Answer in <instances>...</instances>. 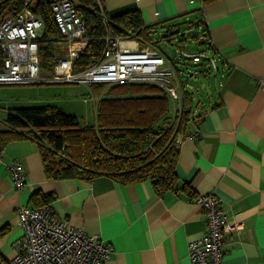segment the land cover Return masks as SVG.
Instances as JSON below:
<instances>
[{"label": "crops", "instance_id": "1", "mask_svg": "<svg viewBox=\"0 0 264 264\" xmlns=\"http://www.w3.org/2000/svg\"><path fill=\"white\" fill-rule=\"evenodd\" d=\"M101 2L110 13L139 10L154 32L195 19L202 42L219 61L214 58L218 73L211 92L193 105L194 120L177 138L180 191L158 194L149 180L122 184L108 175L50 178L35 140H11L0 161V264L16 255L23 235L18 209L35 207L36 192L53 195L49 205L56 216L112 245L107 264H191L189 241L207 229L204 209L192 195L213 193L229 220L244 222L241 231L227 235L224 264H264V0ZM16 160L27 176L21 190L8 171ZM183 184L191 190L182 191Z\"/></svg>", "mask_w": 264, "mask_h": 264}, {"label": "trees", "instance_id": "2", "mask_svg": "<svg viewBox=\"0 0 264 264\" xmlns=\"http://www.w3.org/2000/svg\"><path fill=\"white\" fill-rule=\"evenodd\" d=\"M55 0H0V22L25 7L45 24L40 39L42 64L51 68L62 35L56 26ZM91 39L77 61V69L97 61L111 36L150 38L153 26H146L139 10L110 13L98 0H74ZM203 3L211 0H202ZM169 40V39H168ZM205 42V41H204ZM101 95L96 121L82 127L79 118L53 106L20 107L8 112L7 129L0 130V151L11 140L30 138L38 143L44 169L54 179L92 180L108 175L122 184L151 181L154 191H180L176 165L180 155L177 138L186 135L193 122V96L183 87L181 115L175 103L159 86L149 83L94 84ZM193 104V105H192ZM182 191H190L183 184ZM198 194H193V200ZM53 195L33 194L35 207L48 205Z\"/></svg>", "mask_w": 264, "mask_h": 264}, {"label": "built area", "instance_id": "3", "mask_svg": "<svg viewBox=\"0 0 264 264\" xmlns=\"http://www.w3.org/2000/svg\"><path fill=\"white\" fill-rule=\"evenodd\" d=\"M52 10L62 41L57 44V57L51 68L44 67L41 60L40 39L45 33L41 17L25 7L0 22V85L149 83L167 93L175 103V112L181 115L183 72L180 59L186 57L200 62L205 53H188L176 46L175 55L169 57L151 44V37L108 35L100 58L77 69L80 55L91 42L86 22L74 0H55ZM211 63L212 67H217L213 58ZM259 86L264 89V77ZM197 134L196 131L189 138L194 139ZM8 171L14 188L23 189L27 176L22 162L10 163ZM194 201L204 209L207 229L203 235L189 241L191 264H224L227 235L241 231L244 222L229 220L216 194L201 193ZM18 215L23 235L17 242L16 255L5 264H107L111 256L112 245L104 243L97 235L88 234L69 219L59 218L49 204L20 206Z\"/></svg>", "mask_w": 264, "mask_h": 264}, {"label": "rangeland", "instance_id": "4", "mask_svg": "<svg viewBox=\"0 0 264 264\" xmlns=\"http://www.w3.org/2000/svg\"><path fill=\"white\" fill-rule=\"evenodd\" d=\"M98 3L102 7L101 0ZM202 32L197 20L188 19L165 25L151 34V44L169 57L175 55L176 46L188 53H205L200 62L186 57L180 59L182 83L193 96L195 106L207 98L218 73L217 67H212L211 58L219 61L202 42ZM94 87V84L72 82L0 85V130L7 127L8 112L20 107L53 106L77 116L82 127L92 125L96 121L99 99L101 95L106 96L109 89H102L103 94L99 95Z\"/></svg>", "mask_w": 264, "mask_h": 264}, {"label": "water", "instance_id": "5", "mask_svg": "<svg viewBox=\"0 0 264 264\" xmlns=\"http://www.w3.org/2000/svg\"><path fill=\"white\" fill-rule=\"evenodd\" d=\"M193 74V73H192Z\"/></svg>", "mask_w": 264, "mask_h": 264}]
</instances>
